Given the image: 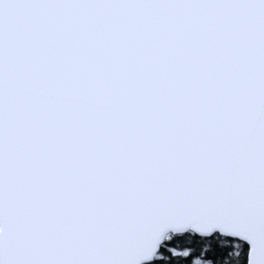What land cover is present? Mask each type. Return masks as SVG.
Here are the masks:
<instances>
[{"label":"snow or ice","instance_id":"1","mask_svg":"<svg viewBox=\"0 0 264 264\" xmlns=\"http://www.w3.org/2000/svg\"><path fill=\"white\" fill-rule=\"evenodd\" d=\"M0 264H264V0H0Z\"/></svg>","mask_w":264,"mask_h":264}]
</instances>
